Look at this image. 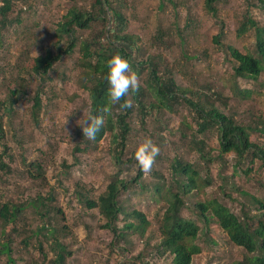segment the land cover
I'll return each mask as SVG.
<instances>
[{
  "label": "rangeland",
  "instance_id": "rangeland-1",
  "mask_svg": "<svg viewBox=\"0 0 264 264\" xmlns=\"http://www.w3.org/2000/svg\"><path fill=\"white\" fill-rule=\"evenodd\" d=\"M9 1L10 11L7 18L3 20L0 16V27H3L0 32L2 103L7 99L8 82H18L17 76L24 78L30 86L28 97L33 95L32 90L37 87L38 80L19 71L24 56L35 57L42 54L46 47L57 40L54 36L56 24L68 8L72 6L80 9L90 8L89 0ZM120 1L121 12L127 23L125 33L137 37V46L143 48L145 54L161 58L162 65L172 70L174 82L178 87L193 92L204 91L208 95L213 92L220 93L226 98L227 106L235 110L237 121L244 126L252 128L251 114L259 115L264 122V73L259 75L256 82L244 80L234 82L233 64L226 52V47L229 46L241 54L253 55L252 33L242 39H237L235 35L238 24L247 10L245 0H218L215 4L216 17L206 12V0ZM1 3L2 0L0 5ZM250 12L254 20L264 23V13L255 9H251ZM221 27L225 36L221 46H218L213 43V38ZM89 34L91 33H85L82 38L85 39ZM156 34H160L159 41L155 40ZM79 59L80 53L76 47L73 57H64L63 65L57 68L59 70L65 67V74L70 80L62 84L58 79H53L46 85L49 100L43 98L44 107L39 127L36 128L31 121L32 102L28 98L20 100L13 108L9 125L0 108L5 131L4 140L0 142V154L5 145L13 160L10 161L6 156H3L2 160L16 171L5 178L9 181L7 184L2 186L0 182V188L6 190L5 195L8 198L17 199L20 193H23L21 198L34 197L40 190L32 186L33 182L28 181L22 171L27 169L30 162L43 163L47 181L55 187L56 201L62 208L68 224L73 225V235L66 239L73 256L66 264H172V256L169 253L161 251L160 253L157 250L161 241L158 226L166 204L164 199L155 193V186L169 184L172 181L174 159L193 163L200 169L203 177L207 172L213 181L211 186L205 187L204 194L192 191L183 197L186 208L187 205L214 193L232 213L240 219L243 218L240 209L242 203L247 200L240 191L254 196L263 193L260 185L263 184L264 168L261 162L254 159L250 165V158L243 159L238 173L232 176L231 164L234 162V155H224L223 160L227 165L223 169L222 161L215 159L218 149L215 133L197 136V141L205 143V151L213 158L208 162L201 158L199 152L186 140L187 136L195 135L194 125L186 110L179 108L175 114L154 111L144 121L143 126L139 122V117L136 118L133 125L134 134L129 137L125 156L134 153L136 146L145 138H151L159 146L160 153L151 173H144L135 187L121 196L126 211L135 209L142 212L149 224L143 238L126 231L125 243L120 241L111 245V234L108 230L100 228L104 221L96 210H87L83 207L75 193L80 186L84 188V194L87 193L90 198L96 199L108 184V176L114 172L108 135L96 144L95 148L93 145L92 152L73 151L75 145L81 142L82 130L77 121L82 117L83 111H88L87 94L80 91L77 85ZM234 86L240 91L251 92L250 99L239 101L237 97L234 98ZM206 88H210L211 92ZM74 94L77 97L70 100ZM181 121H185L191 127V131L180 130ZM250 138L252 144L264 145V138L260 133L251 132ZM15 140H19L21 144H16ZM23 158L25 161L22 163ZM64 162L68 165L67 171L61 166ZM243 171L250 172L246 174ZM125 174L128 178L135 177L136 165L127 167ZM222 176L228 178L225 183ZM233 183L239 190H230ZM3 189H0L1 193ZM182 215L195 219L190 209H183ZM25 218L17 224L22 225L24 222L26 233L11 237V259L14 264H43L45 261L39 252L35 237H32L31 243L26 241L34 225L38 224L35 223L38 217L27 214ZM122 218L121 216L117 222L119 228L124 223ZM197 238L196 244L201 251L193 256L191 264H233L245 255V250L231 244L226 234L214 223L210 224L209 229L199 231ZM22 240H25L26 245ZM4 242L0 237V243ZM125 246L126 253L121 250ZM42 249L47 260H50L52 255L46 242H43ZM0 264H7L6 256H0Z\"/></svg>",
  "mask_w": 264,
  "mask_h": 264
},
{
  "label": "trees",
  "instance_id": "trees-1",
  "mask_svg": "<svg viewBox=\"0 0 264 264\" xmlns=\"http://www.w3.org/2000/svg\"><path fill=\"white\" fill-rule=\"evenodd\" d=\"M2 2L0 16L4 20L10 11V1L2 0ZM89 2V9H80L75 6L68 8L56 24L54 36L57 40L46 47L42 54L35 57L24 56L19 71L34 79L37 78L38 85L35 90H32L33 95L28 97L30 86L24 78L17 76L18 82H8L7 99L3 103L0 102V108L7 117L9 125L13 108L20 100L28 98L32 102L31 121L36 128L39 127L44 107L43 98L49 100L46 85L53 79H58L62 84L70 80L65 74V67L59 70L57 68L63 65L64 57H73L74 49L78 48L80 53V59L77 62L78 89L87 94L88 111L103 115L105 122L95 140H88L81 133V142L75 145L73 151L75 153L92 152L93 145L95 148V145L108 135L114 172L108 176V184L96 199L90 198L87 193L84 194V188L80 186L75 193L83 207L87 210H96L104 221L100 228L108 230L111 234L112 245L120 241L125 243L126 231L143 238L149 224L142 212L135 209L126 211L121 200V196L135 187L144 174L136 164L134 153L125 156L129 137L134 134L133 125L137 117L143 126L144 121L154 111L175 114L179 108L186 110L195 128V135L187 136L186 140L199 152L201 158L210 162L213 158L209 156V152L205 151V143L197 141V136L215 133L218 144L215 159L222 161L223 169L227 165L223 160L224 155H234V162L231 164L232 176L238 173L243 159L250 158V165L254 159H257L264 168V145H254L250 138L251 132L260 133L264 138V122L259 115L249 114L252 128L244 126L237 121L235 110L227 106L226 98L220 93L213 92L208 95L204 91L193 92L178 87L174 82L172 70L162 65L161 58L145 54L143 48L137 46V37L125 33L127 23L121 12L120 0H89ZM217 2L218 0L205 1V10L212 17L217 15L215 7ZM245 2L247 10L238 24L235 35L237 39H242L252 33L253 55L241 54L232 47H226V52L233 64L232 80L234 82L236 80L256 82L259 75L264 73V23L254 20L250 12L251 9H255L264 13V0H245ZM1 30H3L2 26L0 32ZM87 32L91 34L83 39L82 36ZM159 35L156 34V41H159ZM224 36L221 27L213 38V43L221 46ZM117 53L128 60L131 68L139 76L141 86L138 92L130 93L128 97L132 102L131 108L120 110L119 106L115 105L111 106L110 112L105 113L103 109L108 107L109 87L105 79V63ZM206 89L211 92L210 88ZM233 96L239 101H246L250 99L251 92L240 91L234 86ZM76 97L77 95L74 94L70 100ZM2 119L1 116L0 142L4 140L5 135ZM182 129L184 132L191 131V127L185 121L180 122V130ZM15 143L21 144L19 140H15ZM4 147L0 154L2 186L9 182L5 179L8 175L16 173L9 163L2 160L3 156L8 157L10 161L13 160L9 149L5 145ZM24 161L23 158L22 163ZM132 164L136 165V176L128 178L125 171ZM61 166L65 171L68 170L67 163L64 162ZM172 171L173 179L169 184L155 186V193L159 194L166 204L158 226L161 241L157 250L169 253L172 256V264H191L193 256L201 251L196 244L199 231L209 229L210 224L214 223L226 234L231 244L245 250L244 257L233 264H264V171L263 184L260 185L263 189L262 194L254 196L240 191L247 200L242 203L240 209L242 219L232 213L214 193L203 200L187 205L186 208L183 197L192 191L197 192L196 194L203 193L205 187L212 185V178L207 172L203 177L200 169L193 163L178 159L173 160ZM250 171L243 172L248 174ZM22 173L28 181L33 182L32 186L39 189L40 193H35L34 197L30 198H21L23 193H20V197L14 199L8 198L5 195L6 190L0 188L3 189V193L0 192V237L5 241L0 243V256H6L7 264H14L11 259V237L21 236V233L25 232L23 227L25 223L23 222L22 225L17 223L26 219L27 214H32L38 217L35 221L38 224L34 225L26 241L31 243L32 237H35L39 252L45 261L43 264H66L73 256L66 242V239L73 235V225L68 224L62 208L56 201L55 187L48 183L46 169L41 161L30 162ZM222 179L224 183L228 180L225 176H222ZM230 190L239 189L233 183ZM183 209H190L195 219L184 217ZM121 216L124 223L119 228L117 222ZM43 242L47 243L48 251L52 255L50 260H47L43 252ZM22 243L26 245L25 240H22ZM121 250L126 253V246Z\"/></svg>",
  "mask_w": 264,
  "mask_h": 264
},
{
  "label": "clouds",
  "instance_id": "clouds-1",
  "mask_svg": "<svg viewBox=\"0 0 264 264\" xmlns=\"http://www.w3.org/2000/svg\"><path fill=\"white\" fill-rule=\"evenodd\" d=\"M105 79L109 85L107 90L108 107L103 111L110 112L111 106L118 105L120 110L132 107V102L128 99L130 93L139 91L140 80L137 73L131 68L130 63L119 53L113 55L105 63ZM123 101V103H121ZM67 122V118L65 123ZM104 116L83 111L82 117L77 121L84 138L95 140L97 133L104 126ZM160 153V148L151 138H145L140 142L134 151V159L140 171L150 174L156 158Z\"/></svg>",
  "mask_w": 264,
  "mask_h": 264
}]
</instances>
